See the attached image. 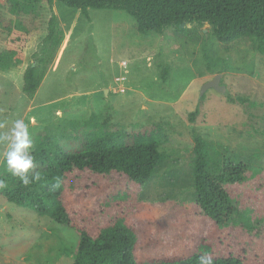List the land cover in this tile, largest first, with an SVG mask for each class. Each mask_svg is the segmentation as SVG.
Listing matches in <instances>:
<instances>
[{
  "label": "rangeland",
  "instance_id": "374dc122",
  "mask_svg": "<svg viewBox=\"0 0 264 264\" xmlns=\"http://www.w3.org/2000/svg\"><path fill=\"white\" fill-rule=\"evenodd\" d=\"M52 10L56 37L63 40L56 50L49 42L43 45L39 72L44 76L36 91H22L23 73L13 79L0 72V133L23 119L33 140L46 131L63 147L86 122L105 118L126 129L161 122L168 135L158 148L163 158L130 214V223L141 226L138 257L167 255L169 246L171 254L192 253L205 234L219 242V230H200L194 133L205 140L212 174L225 164L245 166L241 182L223 185L234 209L230 222L264 228V55L254 50V41L218 42L207 23L142 35L121 9L90 7L85 16L54 0ZM2 15V23L12 17L0 7ZM48 15L44 7L19 13L26 21L34 18L38 38L45 36ZM8 35L0 25V53ZM162 67L169 68L166 81L159 76ZM216 74L225 91L209 88L201 95L204 83ZM228 96L246 101L232 103ZM88 125L85 129L94 126ZM6 151V143H0V178L8 171ZM77 239L72 229L0 194V264H71Z\"/></svg>",
  "mask_w": 264,
  "mask_h": 264
},
{
  "label": "trees",
  "instance_id": "16d2710c",
  "mask_svg": "<svg viewBox=\"0 0 264 264\" xmlns=\"http://www.w3.org/2000/svg\"><path fill=\"white\" fill-rule=\"evenodd\" d=\"M53 1L0 0V7L12 14L6 23H2L4 16L0 17V25L9 32L7 45L0 53V71L22 63L23 47L35 34L34 18L26 21L19 13L43 7L49 11L45 36L23 74L22 91L26 94L34 93L44 76L39 72L45 56L43 45L49 42L50 48L56 50L63 40L56 37ZM56 1L85 16L90 7L121 9L132 17L134 28L142 35L162 33L168 27L183 32L188 24L207 23L218 42L246 37L254 41V50L264 55V0ZM183 22L185 26L180 27ZM168 74L169 68L162 67L160 79L166 81ZM227 98L232 103L246 101L242 97ZM194 116L195 112H191V121ZM95 122L83 124L80 133L71 135L73 141L63 147L53 143L46 131L34 136L31 155L35 168L29 175L38 172L39 181L25 186L10 171H4L0 178L7 185L0 189L7 201L48 216L76 233L71 264H197L204 253L212 256L213 264H264V228H245L230 222L234 209L223 188L224 184L243 180L244 164H225L222 171L212 174L205 140L195 133L193 187L195 204L203 216L200 230H219V242H211L212 238L205 234L192 253L171 254L169 246L167 255L138 257L141 226L130 223V214L137 211L141 190L163 158L158 148L167 142L168 135L161 122L128 129L110 125L105 118ZM87 125L94 126L85 129ZM198 221L196 218L197 224ZM197 224L194 223L195 233L199 232Z\"/></svg>",
  "mask_w": 264,
  "mask_h": 264
},
{
  "label": "clouds",
  "instance_id": "9594fccd",
  "mask_svg": "<svg viewBox=\"0 0 264 264\" xmlns=\"http://www.w3.org/2000/svg\"><path fill=\"white\" fill-rule=\"evenodd\" d=\"M0 143L7 145L3 161L12 175L19 177L25 186L40 180L38 172L29 175L30 170L35 168L34 157L31 155L33 138L29 131V125L23 119H17L8 132L0 133ZM6 186V182L0 179V189ZM197 264H213V258L204 253L198 257Z\"/></svg>",
  "mask_w": 264,
  "mask_h": 264
},
{
  "label": "crops",
  "instance_id": "0c3cea01",
  "mask_svg": "<svg viewBox=\"0 0 264 264\" xmlns=\"http://www.w3.org/2000/svg\"><path fill=\"white\" fill-rule=\"evenodd\" d=\"M36 36H32L28 42L25 44L23 47V59L22 63L15 65V66H10L6 70H1V73H8L10 76H12L13 79L20 76L22 73L24 74L25 69L27 68L28 64L30 63L31 60V55L32 53L36 50L38 43L41 41L43 38H38ZM11 79V78H10ZM23 85V84H22Z\"/></svg>",
  "mask_w": 264,
  "mask_h": 264
},
{
  "label": "water",
  "instance_id": "95a60500",
  "mask_svg": "<svg viewBox=\"0 0 264 264\" xmlns=\"http://www.w3.org/2000/svg\"><path fill=\"white\" fill-rule=\"evenodd\" d=\"M184 26H185L184 22L180 24V27H184ZM220 77H221V74H216L213 77V79L204 83V85L201 88L200 94L202 95L204 91L209 88H213L216 91L223 93L225 91V86L220 84Z\"/></svg>",
  "mask_w": 264,
  "mask_h": 264
}]
</instances>
